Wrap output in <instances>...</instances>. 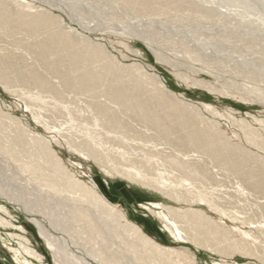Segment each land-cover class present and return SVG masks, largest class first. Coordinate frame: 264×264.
Returning <instances> with one entry per match:
<instances>
[{
  "label": "rangeland",
  "instance_id": "374dc122",
  "mask_svg": "<svg viewBox=\"0 0 264 264\" xmlns=\"http://www.w3.org/2000/svg\"><path fill=\"white\" fill-rule=\"evenodd\" d=\"M132 1L0 0V264H264V0Z\"/></svg>",
  "mask_w": 264,
  "mask_h": 264
},
{
  "label": "bare ground",
  "instance_id": "6f19581e",
  "mask_svg": "<svg viewBox=\"0 0 264 264\" xmlns=\"http://www.w3.org/2000/svg\"><path fill=\"white\" fill-rule=\"evenodd\" d=\"M133 1H138V0H133ZM132 1V2H133ZM226 1H231V0H226ZM207 11H208V15H212L213 14V11H215L214 9H212V8H209V9H207ZM215 14V13H214ZM218 15V14H217ZM220 19V17L219 18H217V20H219ZM3 20H4V18H3ZM21 22V21H20ZM242 23V22H241ZM243 25V24H242ZM241 26V25H240ZM243 27H245V26H243ZM247 27H248V25H247ZM250 27V26H249ZM246 28V27H245ZM244 28V29H245ZM243 29V28H242ZM252 29V28H251ZM241 30V29H240ZM248 30V28L246 29V30H244V31H247ZM250 31H254V30H250ZM249 32V31H248ZM143 35V34H142ZM220 37V36H219ZM261 39V38H260ZM217 41V43L220 41V39H217L216 40ZM64 44H66V42L65 43H63V46H64ZM62 45V44H61ZM67 45H68V43H67ZM66 46V45H65ZM69 46V45H68ZM220 46V45H219ZM70 47V46H69ZM69 47H65L66 49H68ZM64 48V49H65ZM46 49V48H45ZM46 52V51H45ZM244 65V64H243ZM76 69V68H75ZM0 71H1V69H0ZM3 79V76L2 75H0V79ZM82 79V78H81ZM155 79L157 80V81H159V78L156 76L155 77ZM86 80V79H85ZM91 81V80H90ZM65 82V81H64ZM74 82V81H73ZM84 82H81V84H79V86H84V84H83ZM134 83H136V82H134ZM160 83V82H159ZM76 86V85H75ZM136 86V91L138 92L140 89H141V91H143L144 92V90H143V87H142V85L141 86H139L138 84L137 85H135ZM162 86V85H161ZM91 87V86H90ZM85 88H87V87H85ZM131 88V87H130ZM108 89V88H107ZM139 89V90H138ZM94 90V89H93ZM132 90V89H131ZM85 91V90H84ZM123 90H120V92L117 94V95H115L120 101H122L123 103V105H129V106H131L132 108H137V109H140L141 111H143L144 113L147 111V110H149V108H150V106H153L154 104H153V102H147V101H143L142 100V98H139L137 95L138 94H134L133 96L134 97H132V101H125V98H126V94L124 93V92H122ZM126 91V90H125ZM132 92V91H131ZM135 92V91H134ZM140 92V91H139ZM141 93V92H140ZM139 93V94H140ZM132 94V93H131ZM130 94V95H131ZM128 95V94H127ZM141 97H143L142 96V94L140 95ZM128 98V97H127ZM161 102V101H160ZM150 103H152V105L150 104ZM156 104V103H155ZM161 104V103H160ZM163 105H165V104H163ZM159 106V105H158ZM162 107V106H161ZM180 120V119H179ZM154 125V124H153ZM40 140V143H41V139H39ZM38 141V140H37ZM39 142V141H38ZM39 143V144H40ZM38 144V143H37ZM42 150H43V154H45V156H48L49 157V155L51 154V151L49 150V148L48 147H46L45 145H43L42 146ZM54 167L56 168V170H60L59 169V161H58V159H57V157L55 156V161H54ZM33 170V169H32ZM62 171V170H61ZM137 175V174H136ZM70 182V181H69ZM77 184H78V182H77ZM90 185V187L89 188H87V187H85L84 185H80V184H78V188H81L82 189V192L85 194V196H87V195H91V197H90V200H91V202L92 203H94V206L96 207V208H100V209H102L103 211H104V213H106L108 216H109V218H122L123 220H124V223H125V229L127 228H129V229H131L130 231H132V233H134V234H136L137 235V237L141 240V242L143 243V244H145L151 251H153L154 252V256H156L155 258H157L158 260H160V261H164V260H167V258H166V253L163 251V249H161V247L160 246H158L157 244H155V242H153V241H151L148 237H145V236H143L141 233H140V231L138 230V228L136 227V226H134L133 224H131L128 220H127V218L121 213V212H118L117 210H115L113 207L114 206H112V205H110L107 201H106V199L98 192V190H97V188H96V186L93 184V183H90L89 184ZM75 187H76V185H75ZM80 189V190H81ZM82 198V197H81ZM85 200V199H84ZM90 202V201H89ZM91 205H93V204H91ZM54 208H52V210H53ZM3 212L4 213V217L5 216H7V217H10V215L9 214H7L6 213V211L2 208V207H0V212ZM1 212V213H2ZM166 215L169 213V214H173V216L175 215L176 216V218L177 219H180V217L181 216H179L180 215V213L178 212V213H176L174 210H172V209H166ZM54 213V212H53ZM159 215L163 218V219H165L166 220V215H165V213L164 212H162V213H159ZM82 217L83 218H85L86 219V221L88 222V223H90V224H92V222H93V220H92V218L89 216V215H86V214H82ZM185 217V216H184ZM0 222L1 223H3V224H7L6 223V221L4 220V218H2V217H0ZM60 222V221H59ZM34 223L36 224V226L38 227V229H41V225H40V223H38L37 221H34ZM55 223H57V221L55 222ZM61 224H62V222H61ZM64 224V223H63ZM60 225V224H59ZM59 227H61V226H59ZM63 228H64V226H63ZM22 230V229H21ZM95 230V229H94ZM97 230V229H96ZM24 231V230H23ZM25 232V231H24ZM47 240V239H46ZM26 241V240H25ZM52 241V240H51ZM26 243H27V241H26ZM49 243V246H51L52 247V249H53V243H51V242H48ZM29 244V243H28ZM26 245V244H25ZM29 247V246H28ZM28 247H24V249H22V250H24V252L25 253H27L28 255H30L32 258H35V259H37V261H39V262H42V257L38 254V253H36L34 250H31L30 248H28ZM130 248H133V246H131ZM134 249V248H133ZM132 249V250H133ZM136 250V249H135ZM60 257H58V259H59ZM153 258V257H152ZM157 259H155V260H157ZM107 260V259H106ZM44 264V263H43ZM87 264V263H86Z\"/></svg>",
  "mask_w": 264,
  "mask_h": 264
}]
</instances>
